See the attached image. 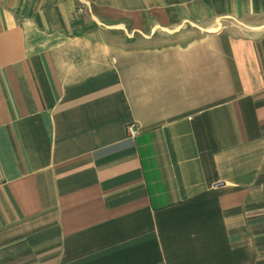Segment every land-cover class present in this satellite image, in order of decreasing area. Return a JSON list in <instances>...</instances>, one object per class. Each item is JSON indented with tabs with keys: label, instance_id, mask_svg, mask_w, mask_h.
I'll return each mask as SVG.
<instances>
[{
	"label": "crops",
	"instance_id": "0c3cea01",
	"mask_svg": "<svg viewBox=\"0 0 264 264\" xmlns=\"http://www.w3.org/2000/svg\"><path fill=\"white\" fill-rule=\"evenodd\" d=\"M0 264H264V0H0Z\"/></svg>",
	"mask_w": 264,
	"mask_h": 264
},
{
	"label": "built area",
	"instance_id": "2783aa9c",
	"mask_svg": "<svg viewBox=\"0 0 264 264\" xmlns=\"http://www.w3.org/2000/svg\"><path fill=\"white\" fill-rule=\"evenodd\" d=\"M128 131H129L130 135H134L136 133L135 129H133L132 126L128 127Z\"/></svg>",
	"mask_w": 264,
	"mask_h": 264
}]
</instances>
